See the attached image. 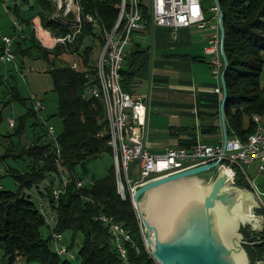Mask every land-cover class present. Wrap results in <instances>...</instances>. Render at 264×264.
Here are the masks:
<instances>
[{"label": "trees", "instance_id": "trees-1", "mask_svg": "<svg viewBox=\"0 0 264 264\" xmlns=\"http://www.w3.org/2000/svg\"><path fill=\"white\" fill-rule=\"evenodd\" d=\"M33 2L30 4L33 16L20 19L21 31L13 24L9 34L14 38L16 59L17 55L23 58L33 56L35 52L36 57L53 62L68 52L79 54L80 62L77 68L71 65L55 67L52 64L49 69L52 90L58 99L56 116L62 119L63 124L62 132L57 134L60 154H57L56 146L45 138L47 133L43 128L42 136L35 135L30 144L21 142L23 137L29 135L26 118L37 116L33 109H29L15 119L13 131L19 138L18 143L11 142L6 146V153L0 157L4 160L13 155L19 159L27 157L29 161L24 172L9 170L21 188L18 191L0 190V248L5 264H15L19 260L40 264H159L146 247V235L132 197L127 192L126 199H123L117 191L115 168L108 170L104 177L95 180L90 186L84 184L82 188H77L76 185L78 181H83L74 172L77 165L91 156L112 154L108 145L104 105L90 95L98 78L96 66L90 64L92 47L88 43L97 39L102 48L104 40L94 32L93 25L84 23L73 43L58 44L51 49L44 47L33 29L35 17H39L42 27L55 37L66 35L70 29L61 26L54 18L56 10L53 0ZM121 3L122 0H82V8L84 15L92 14L100 20L101 25L111 30L118 21ZM219 5L225 30V56L228 59L225 75L228 94L224 108L226 131L228 138L246 141L257 128L253 118L255 115L260 116V123L264 126V0H219ZM141 13L144 23L150 24L152 15L149 0H143ZM120 25L122 27L124 21ZM145 52L146 49L129 50L125 56L121 70L122 85L132 94L136 83L132 68ZM23 62L20 60L11 69L0 63L2 108L16 101L25 103L26 99L20 97L18 87L9 84L15 71L18 73L17 70L23 67ZM31 126L36 130L43 124L35 121ZM216 129L212 126L202 127V134H211ZM57 160L61 161L60 165ZM232 168L236 174L235 183L251 189L241 167L233 165ZM65 171L68 172V185L60 198L55 200L52 189L61 183ZM43 182L45 190L40 187ZM32 187L37 188L47 211L57 214L55 222L46 223L30 195L22 193L24 189ZM258 214L264 215V209ZM101 217L118 223L130 239L116 240ZM45 226L49 230L46 238L41 232ZM66 232L70 233V241L65 244L72 251L82 237L78 252H74L77 262L68 256L62 258L51 246L53 234L64 235ZM241 232L247 242L245 249L250 264H262L264 231L253 232L246 226L241 228ZM120 248L124 251L123 255Z\"/></svg>", "mask_w": 264, "mask_h": 264}, {"label": "built area", "instance_id": "built-area-1", "mask_svg": "<svg viewBox=\"0 0 264 264\" xmlns=\"http://www.w3.org/2000/svg\"><path fill=\"white\" fill-rule=\"evenodd\" d=\"M151 11L150 24L144 23L141 8L143 0H122L121 3V24L114 26L111 30L101 25L100 20L92 14L83 13L82 0H55L54 18L63 27H68L70 31L64 36H51L52 46L46 43L45 37L41 34L39 25L35 22L33 29L39 42L46 48H53L56 45H66L73 43L77 35L82 31L84 23L93 25L94 32L104 40L101 53L96 64L97 84L90 91V95L102 102L107 119L108 145L110 149H116L114 143H111V135L123 136V152H119V157H125L126 168L124 185H130L131 191L151 179L160 177L163 172H177L189 167H195L203 164H211L219 160L222 165L232 168L233 165L243 167L252 163L259 164V170L264 171V126L260 125V134L254 139V142H245L244 144H235L233 138H228L225 132L222 141L219 144L198 143L192 148L170 147L164 153L155 154L149 151L145 145V133L147 128V104L146 100L139 95H134L123 89L121 70L124 65L125 51L132 41L135 32L142 31L149 27H164L171 29L176 33L181 28H188L190 25H196L203 29L207 25V17L201 0H149ZM211 11L216 15V31L209 39V44L205 52L211 55L212 75L220 82L224 60L221 54V47H217L218 27L222 12L220 8L211 7ZM16 27H20L16 23ZM48 31V30H47ZM50 32V31H49ZM51 33V32H50ZM52 42V41H51ZM0 43L2 44V53L0 54V63H16L14 53V38L4 34L0 27ZM77 64L72 65L77 68ZM20 74V70H17ZM21 75V74H20ZM221 93V89H217ZM34 101L36 114L44 106L41 100ZM255 122H260V118L254 117ZM11 128L15 127L14 118L9 119ZM44 125V124H43ZM46 136L57 148V154H60L57 142V134L51 126H46ZM59 157V156H58ZM60 165L61 161L57 160ZM233 169V168H232ZM68 185L67 176L63 175L61 183L54 186L52 196L58 200L65 192ZM77 188L84 186L83 181L77 182ZM252 186V185H251ZM38 210L45 217L46 223L50 224L56 221L57 214L53 211L49 213L43 202L38 205ZM107 224L114 236L125 234L122 227L112 219L101 217ZM56 241L54 250L61 256H68L74 259V251L70 250L64 242V235L61 233L53 234ZM127 238H129L127 236Z\"/></svg>", "mask_w": 264, "mask_h": 264}, {"label": "water", "instance_id": "water-1", "mask_svg": "<svg viewBox=\"0 0 264 264\" xmlns=\"http://www.w3.org/2000/svg\"><path fill=\"white\" fill-rule=\"evenodd\" d=\"M220 30L224 60L220 113L227 136L228 59L222 17ZM234 176L235 171L219 160L151 179L134 189L146 247L159 264H250L241 228L264 231V215L257 213L262 210L259 197L237 185Z\"/></svg>", "mask_w": 264, "mask_h": 264}, {"label": "crops", "instance_id": "crops-1", "mask_svg": "<svg viewBox=\"0 0 264 264\" xmlns=\"http://www.w3.org/2000/svg\"><path fill=\"white\" fill-rule=\"evenodd\" d=\"M0 5L3 8L0 9L2 20V12L7 14L11 7L8 0L0 2ZM203 7L207 17L205 28L200 29L196 25L181 28L176 38L168 28H145L135 32L125 50L129 53V50L146 49L132 68L136 80L132 91L146 100L144 143L152 153L161 154L170 147L192 148L200 142L219 144L222 141V84L212 75L211 55L205 52L210 37L217 34V20L212 11L207 10L204 4ZM33 22L39 25L38 35L43 30L51 36L42 27L39 17H35ZM154 49H157V56H154ZM145 81H148L147 87L143 84ZM219 88L221 93L216 91ZM211 126L217 127L216 132L202 134V127ZM149 129L154 133L150 135ZM241 169L256 195L264 196V171L259 170V164L252 163Z\"/></svg>", "mask_w": 264, "mask_h": 264}, {"label": "rangeland", "instance_id": "rangeland-1", "mask_svg": "<svg viewBox=\"0 0 264 264\" xmlns=\"http://www.w3.org/2000/svg\"><path fill=\"white\" fill-rule=\"evenodd\" d=\"M4 0H1L2 2ZM34 0H8V4L11 7L10 12L5 14V12H2L4 15V18L0 20L1 29L3 30L4 34H10L12 25L15 23H19L20 27H16L19 31H21V23L20 19L28 18L33 16V10L30 9V4L32 5ZM53 0V4H54ZM202 4H204L207 8L211 11V7L214 4L215 0H201ZM17 4V7L15 6ZM0 9H3L0 5ZM4 11V10H3ZM18 11V14L16 12ZM215 15V13H214ZM216 19V15H215ZM15 22V23H13ZM217 23V21H216ZM3 24V25H2ZM34 22L32 23V25ZM16 25V24H15ZM38 25V24H37ZM51 36L52 33H51ZM50 36V37H51ZM45 39V38H44ZM52 40V39H51ZM47 43V41H46ZM50 46L53 44L52 42L47 43ZM90 46L92 47V52L90 54V64L95 67L98 62V57L100 55L101 47L98 42V40H93L89 42ZM49 49V48H48ZM155 55L157 56V49L155 50ZM37 54L34 52L33 56H27V57H20V55H17L16 63L18 64L20 60H23V67L20 68V74L16 73L13 78L9 80V84L11 86H17L19 89L20 97L26 99L25 103L21 102H13L11 105H8L6 107L2 108V104H0L1 114L2 118L0 120V157H2L6 151V146L13 143H18L19 138L15 135V132L13 131V128L10 127L9 119L14 118L18 119L21 115L25 114L29 109L34 108V101L32 100V95L35 96V100H41L42 105L44 108L37 112V116H28L26 118V127L29 131L28 137H23L21 139V142L24 144H30L34 140V136H42L43 132L42 130L45 129L46 126H51L54 128L55 133L59 134L63 130V124L62 119H60L57 114L58 107L57 106V94L53 92V82L52 77L49 73V69L51 68L52 64L55 67H62V66H72L74 63L79 65L80 62V55L74 54V53H68L64 52L61 56L58 58H55L53 62H50L48 60H45L43 58L36 57ZM20 59H19V58ZM156 58H154L155 60ZM15 63H11L7 65L8 69L13 68ZM154 64V63H153ZM7 69V70H8ZM262 82L264 84V73L262 75ZM145 87L148 85V81H145L143 83ZM222 84V83H221ZM141 93H143L141 91ZM39 122L40 124H44L42 127L39 126L36 130H34L33 126L31 124L33 122ZM43 128V129H42ZM151 129H149V134H153ZM218 136V135H216ZM221 137V135H220ZM218 137V138H220ZM221 140V138L219 139ZM11 154V153H10ZM27 157H24V159L15 158L13 155L5 157L4 160L0 159V190H12V191H18L20 185L15 180V178L10 175V169L18 170L20 172H24L28 168ZM246 166V165H244ZM112 168H114V158L112 154L110 153H103L96 156H91L90 158H87L84 162L77 165L74 169V172L77 176H79L83 180V184L86 186H90L95 180L104 177ZM254 171V170H252ZM59 172L61 173V169H59ZM65 176H67L68 172H64ZM64 175V174H63ZM44 182L41 184V188L44 189ZM252 190L255 192V189L252 188ZM25 195H30V198L34 201L36 206L39 205L42 199L40 198L37 188H27L24 189L23 192ZM259 199L261 201L262 210L264 209V196L259 195ZM46 202V201H45ZM258 213V212H257ZM260 217L261 215H257ZM42 235L44 238H46L49 235V230L45 226L42 228ZM64 242L69 243L70 241V233L66 232L64 233ZM82 237H80L79 244L76 245L73 249V251L76 253L77 250L80 247ZM55 240L53 239L51 242L52 248L55 247ZM3 250L0 248V264H5V261L3 259ZM62 258H65V256H61ZM74 262H77L76 259L73 260ZM15 264H40L38 262H30L27 263L24 260H19ZM264 264V262H262Z\"/></svg>", "mask_w": 264, "mask_h": 264}, {"label": "bare ground", "instance_id": "bare-ground-1", "mask_svg": "<svg viewBox=\"0 0 264 264\" xmlns=\"http://www.w3.org/2000/svg\"><path fill=\"white\" fill-rule=\"evenodd\" d=\"M214 8H220V6L216 3V0L213 4ZM121 23V14H119V18L115 26L120 25ZM41 35L45 37V41L47 43L51 42V38L49 34L45 31H41ZM218 36L221 37V30L220 26L218 27ZM221 46V38L217 37V47ZM220 82H221V77H220ZM254 117L260 118V116L255 115ZM253 117V118H254ZM256 123V130L246 139V141H241L240 139H233L235 141V144H244L245 142H254V139L260 134V122H255ZM111 143H114L116 146V149H111L112 156L114 158V168H115V176H116V182H117V191L120 195L121 198L126 199V194L127 192L130 194L133 200V191L130 189V185H124V179H125V169L126 168V161L125 157H119V152H123V136H118V135H111ZM174 172H163L161 176L168 175ZM116 240L120 241L121 239L125 238L128 240L126 234H120V236H115ZM130 239V238H129ZM120 243V242H119ZM121 244V243H120ZM118 246V245H117ZM121 250V248H120ZM125 250V249H124ZM121 253L123 255L124 251L121 250Z\"/></svg>", "mask_w": 264, "mask_h": 264}]
</instances>
